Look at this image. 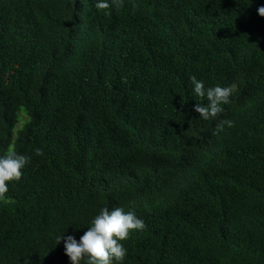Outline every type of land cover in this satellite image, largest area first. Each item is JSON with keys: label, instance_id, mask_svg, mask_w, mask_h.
Returning <instances> with one entry per match:
<instances>
[{"label": "trees", "instance_id": "trees-1", "mask_svg": "<svg viewBox=\"0 0 264 264\" xmlns=\"http://www.w3.org/2000/svg\"><path fill=\"white\" fill-rule=\"evenodd\" d=\"M96 3L0 0V264H70L101 207L144 220L123 264H264V0ZM191 76L233 86L216 119Z\"/></svg>", "mask_w": 264, "mask_h": 264}, {"label": "clouds", "instance_id": "clouds-1", "mask_svg": "<svg viewBox=\"0 0 264 264\" xmlns=\"http://www.w3.org/2000/svg\"><path fill=\"white\" fill-rule=\"evenodd\" d=\"M111 3L118 7L121 0H111ZM96 7L109 9V0H97ZM256 12L258 16L264 17V6H259ZM189 80L194 96L207 100L206 105L194 103L192 111L202 120L216 119L223 112L222 106L230 103L233 86L217 84L205 88L204 82L195 76L189 77ZM224 124L230 127L231 121L221 120L217 124V131L222 130ZM36 154L39 155V149ZM29 159L28 156L17 153L14 147L0 155V199L5 198L9 182L21 179L22 169L29 163ZM144 228V220L132 210L101 207L89 221L87 230L80 236L79 241L72 234L64 235L65 229L62 234L56 235L55 244L63 240L64 255L70 264H123L127 249L121 242L127 240L130 233L142 231Z\"/></svg>", "mask_w": 264, "mask_h": 264}, {"label": "rangeland", "instance_id": "rangeland-1", "mask_svg": "<svg viewBox=\"0 0 264 264\" xmlns=\"http://www.w3.org/2000/svg\"><path fill=\"white\" fill-rule=\"evenodd\" d=\"M22 115H23V112H19L18 113V123L16 124V126H15V128H14V131H13V134H14V136H15V133H16V131L18 130V129H20L21 128V117H22Z\"/></svg>", "mask_w": 264, "mask_h": 264}]
</instances>
